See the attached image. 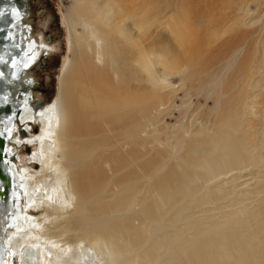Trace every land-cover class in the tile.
I'll list each match as a JSON object with an SVG mask.
<instances>
[{"label":"bare ground","instance_id":"6f19581e","mask_svg":"<svg viewBox=\"0 0 264 264\" xmlns=\"http://www.w3.org/2000/svg\"><path fill=\"white\" fill-rule=\"evenodd\" d=\"M62 15L44 107L27 78L41 43L18 23L1 40L20 45L5 79L21 89L0 124V264H264V0H70Z\"/></svg>","mask_w":264,"mask_h":264},{"label":"rangeland","instance_id":"374dc122","mask_svg":"<svg viewBox=\"0 0 264 264\" xmlns=\"http://www.w3.org/2000/svg\"><path fill=\"white\" fill-rule=\"evenodd\" d=\"M70 0H27V5L31 8L32 14L28 22L33 28L34 38L38 40L40 37L48 41V47L52 50V54L43 59L44 55L41 54L40 58H37L36 65L28 72L29 78L34 80V103L42 101V107L51 104L52 100L56 97L58 91V79L62 70V64L67 58V28L62 15V6L69 5ZM26 5V6H27ZM27 6V7H28ZM54 16V20L50 23V19ZM31 37V34H30ZM28 38V37H27ZM35 40V41H38ZM39 43L45 46L41 40ZM47 47V46H46ZM44 61V63H42ZM39 109V108H38ZM176 117V116H175ZM167 122L173 124L175 119L173 116L167 119ZM26 123H24L25 125ZM16 126L12 128L16 132ZM40 134V128L34 127L30 135L36 138ZM18 136V134L16 133ZM20 136V134H19ZM25 136V135H24ZM28 136V134H27ZM13 139H17L16 136H12ZM24 138L23 140H25ZM13 141V140H12ZM34 146H25L19 150V156L21 157V166H28L34 170H38L37 163L31 162L29 157L35 152ZM18 171L21 170L19 166H16ZM41 211L45 210V205L41 206Z\"/></svg>","mask_w":264,"mask_h":264},{"label":"water","instance_id":"95a60500","mask_svg":"<svg viewBox=\"0 0 264 264\" xmlns=\"http://www.w3.org/2000/svg\"><path fill=\"white\" fill-rule=\"evenodd\" d=\"M14 4L18 7L17 11L21 10L23 7L21 0H3L0 4V124L3 123L1 119L5 117L4 115L19 112V109H16L13 104L5 101L7 93L9 92L5 87L7 86L5 78L7 77L10 68L13 66L12 62L19 59L21 52L18 44L11 46L8 44L9 42L1 43V40L9 39L10 29L19 21V15L17 12H14ZM6 48H9L10 50L6 52ZM42 104V101H39L37 102L36 107L38 108V106H42ZM21 134L23 135L24 132H21ZM4 138V132L0 133V202L6 206L10 201L11 189H13L14 186H11V178L7 173V169L4 168V161L7 159V156H4L6 152Z\"/></svg>","mask_w":264,"mask_h":264},{"label":"flooded vegetation","instance_id":"af4514ba","mask_svg":"<svg viewBox=\"0 0 264 264\" xmlns=\"http://www.w3.org/2000/svg\"><path fill=\"white\" fill-rule=\"evenodd\" d=\"M26 1L27 0H24V5L26 6L27 5V3H26ZM28 6V5H27ZM26 6V8H24V10H25V12L22 14L23 16H24V20H23V22L25 23V24H28L29 26H30V34L31 35H33V28H32V26H31V24L28 22V20L30 19V17H31V14H32V11H31V8L28 6L27 7ZM15 10V9H14ZM15 13H16V10H15ZM53 20H54V16H52V19H50L49 21H50V23H52L53 22ZM21 27V26H20ZM22 32L20 31V32H18V34H20L21 35V37H18L19 39L20 38H22V44L24 45V40L25 41H27L26 39H25V37L21 34ZM31 40H38L37 38H34V35H33V37L31 38ZM39 40H41L42 42H44V44H45V46H43V44H40L39 46H36V43L33 41V42H31V45L34 47V49L33 48H31L32 49V51L33 50H37L38 51V53H39V56H41V54H43V53H45V55H44V57H43V59H47V57L49 56V55H51L52 54V50H50L51 48L50 47H48V41L47 40H45V39H43V37H40V39ZM38 40V41H39ZM7 41H9V39L7 40ZM28 42L29 41H27V43L26 44H28ZM17 44V43H16ZM14 44H12V46H13ZM18 46L20 47V45H19V43H18ZM25 46V45H24ZM47 46V47H46ZM33 62H36L35 60L33 61ZM13 63L14 64H16L17 63V60L15 61V62H12V65H13ZM42 63H44V61L42 62ZM45 64V63H44ZM31 65H32V63H31ZM13 67V70H14V66H12ZM21 69H22V67H21ZM25 70L24 69H22V71H20L19 72V75H18V80L19 79H21V78H25L26 76H24V74H23V72H24ZM13 73H14V71H13ZM19 76H21V77H19ZM7 78V77H6ZM27 78H29V77H27ZM32 79V78H31ZM33 80V79H32ZM10 84L8 85V82H6V84H7V86H5L6 87V89H7V91L9 90V94L12 96V93H14L15 91H17V90H20L21 89V86H18L19 85V83H16V82H9ZM13 83H16V84H13ZM31 86V85H30ZM32 86H33V84H32ZM32 86H31V88L29 89L30 90V92H29V98L28 99H30V96L32 95L33 96V100H34V93H33V91H32ZM8 87V88H7ZM34 88V87H33ZM11 92V93H10ZM27 92V91H26ZM20 93H21V91H20ZM21 94H23V93H21ZM27 94H28V92H27ZM14 97V96H13ZM4 100V99H3ZM6 101V100H5ZM32 103L33 104H35L33 101H32ZM32 103H31V99H30V105H32ZM36 109V108H35ZM38 110V109H37ZM31 124V123H30ZM34 124V123H33ZM33 124H31V125H33ZM30 125V126H31ZM36 127V126H35ZM31 128V127H30ZM22 130H24L25 131V128L24 129H22ZM30 130V129H29ZM21 131V130H20ZM21 133V132H20ZM19 133V134H20ZM15 136V135H14ZM16 137L17 138H20V136L18 135H16ZM9 142H12V140L9 138ZM10 144V143H9ZM16 161H17V164L19 163V160H17L16 159ZM5 163H6V160L4 161V165H5Z\"/></svg>","mask_w":264,"mask_h":264}]
</instances>
